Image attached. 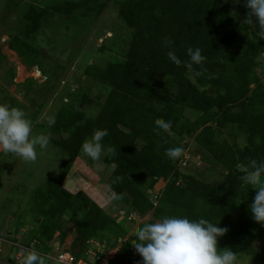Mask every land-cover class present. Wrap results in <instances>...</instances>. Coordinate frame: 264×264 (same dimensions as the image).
<instances>
[{"label": "trees", "instance_id": "trees-1", "mask_svg": "<svg viewBox=\"0 0 264 264\" xmlns=\"http://www.w3.org/2000/svg\"><path fill=\"white\" fill-rule=\"evenodd\" d=\"M117 5L116 31L124 34L125 49L118 59L86 66L87 79L100 89L95 96L76 92L62 103L53 117L55 123L46 127L49 140L75 158L94 129H107L102 144L111 151L104 152V161L115 167L106 183L120 195L123 211L142 216L152 211L155 219L204 218L228 229L218 237V247L231 248L237 262L249 256L254 264H264V246H257L264 226L251 219L248 207L256 190L241 180L249 161H264V79L257 69L264 60V39L257 35L255 17L248 15L244 0H118ZM22 12L11 45L24 47L18 52L26 65L36 64L48 76L55 75L58 67L46 65L49 55L37 43V32L54 15L32 4ZM165 39L173 47H165ZM188 47L200 48L205 57L191 71L184 66L189 62ZM169 51H175L180 65L169 62ZM4 58L0 49V64ZM15 76L14 66L3 71L0 65V103L22 109L34 121L55 84L50 78L40 83L32 77L19 83L27 105L7 88ZM157 120L171 121L170 129H157ZM191 137L190 157L207 155L224 170L221 179L205 178L198 169L195 174L179 169L187 144L182 141ZM170 147H180L181 155L167 158L165 150ZM71 165L66 164L60 178L32 190L34 225L27 244L35 242L47 250L56 232L64 241L70 229L67 219L78 233L72 249L83 243V252L92 239L111 247L121 237L125 239L121 253L108 264H142L132 246L142 225L129 234L127 222L115 218L85 191L64 187L63 177ZM159 178L166 185L153 198L143 186L151 189ZM11 264L17 263L12 259Z\"/></svg>", "mask_w": 264, "mask_h": 264}, {"label": "rangeland", "instance_id": "rangeland-1", "mask_svg": "<svg viewBox=\"0 0 264 264\" xmlns=\"http://www.w3.org/2000/svg\"><path fill=\"white\" fill-rule=\"evenodd\" d=\"M117 1L0 0V49L5 55L0 65L3 71L7 66L16 68L14 83L7 86L8 90L29 105L27 97L20 91L19 83L32 77L40 83L50 78L55 84L36 120L32 121L30 116L25 113L31 121L32 137L41 134L47 135L48 120L53 118L62 103L71 100L70 98L76 92H88L95 96L97 90L100 89L99 84L96 85L87 79L84 70L90 63L104 65L108 60L118 59L119 54L125 49L124 34L116 31L118 29ZM29 4L46 9L54 15L53 20L50 23H45L37 32V43L42 47L43 52L49 55L46 65L58 67L55 75L48 76L36 64L26 65L21 57L22 54L18 52L20 50L24 52V47L20 45L17 48L11 45L12 38L18 32L21 24V13ZM101 46L109 51L103 52L100 49ZM263 68L264 60L257 67L264 79ZM97 109L98 104L94 106L93 110ZM182 142L187 143L184 151L185 158L178 165L182 172L195 174V170L198 169L205 178H222L224 170L219 164L209 160L207 155L195 154L190 157L188 149L190 147L193 149L192 137L185 138ZM36 151L37 159L34 162H27L14 153H5L0 150V223L7 220L4 224H7L6 234H12L11 241L13 242L14 239V242L25 245L28 247L27 251L34 249L45 258V264H64L54 258L57 255L55 244L61 240L58 237L59 232H56L55 237L48 242L47 250L41 245L36 246L35 242L27 244L29 230L34 225L30 208L35 205L30 200L31 192L37 186L44 185L48 179L60 178L69 162L72 165L63 177V186L71 192L85 191L101 207L107 209L119 220H121L120 215L124 212L125 219L130 222L126 227L129 234L136 232L138 225H143L151 219L157 220L153 217L152 211L143 216L139 212L132 215L127 210L123 211L119 200L107 199L109 191L112 190L106 180L115 165H108L104 161V152L96 161L90 160L82 152L72 158L57 148L50 140L46 149L41 150L37 146ZM165 185L166 181L159 178L153 188L150 189L144 185L143 189L153 197L158 192L161 193ZM64 221L70 229L65 240L61 241L59 246L61 249L68 250L72 249L78 233L73 221H67V219ZM2 237L0 235V264H11L10 254L16 245L4 242ZM257 246H264V235L258 239ZM116 251L121 253V247L119 249V246H116L112 253ZM16 256L17 252L14 257L15 261H17ZM237 263L254 264L249 256L239 259Z\"/></svg>", "mask_w": 264, "mask_h": 264}, {"label": "clouds", "instance_id": "clouds-1", "mask_svg": "<svg viewBox=\"0 0 264 264\" xmlns=\"http://www.w3.org/2000/svg\"><path fill=\"white\" fill-rule=\"evenodd\" d=\"M235 2L239 3V0ZM244 7L248 9V15L255 17L259 28L257 35L260 39H264V0H244ZM164 46L173 47L167 39L164 40ZM186 54L189 62L184 66L189 71L192 70L193 65H200L205 60L198 47L195 49L188 47ZM167 58L174 65L181 64L175 51H169ZM54 123V118L48 120L49 127ZM155 126L167 132L171 127V121L157 120ZM31 133V121L22 109L0 103V150L14 153L27 162H34L37 159V146L41 150L46 149L49 137L44 134L32 137ZM107 135V129H94L91 136L82 142L80 151L92 161L99 160L102 152L111 151V148H105L102 144ZM181 153L180 147H170L165 150V156L169 159H176ZM262 177H264V161L257 163L256 160H251L244 169L241 180L249 188L256 190L248 207L251 219L264 226V178ZM107 199L118 200L120 195L109 191ZM120 221L130 224L123 218ZM227 231L226 227H219L218 224L204 218L189 219L187 216L163 215L157 220L143 223L136 232V240L132 246L135 253L142 258V264H237L236 253L231 248L218 247V237L223 236ZM11 238L4 239L11 241ZM13 244L15 245L16 242ZM20 264H45V258L36 251L29 250L23 255Z\"/></svg>", "mask_w": 264, "mask_h": 264}, {"label": "built area", "instance_id": "built-area-1", "mask_svg": "<svg viewBox=\"0 0 264 264\" xmlns=\"http://www.w3.org/2000/svg\"><path fill=\"white\" fill-rule=\"evenodd\" d=\"M159 194V192H158ZM154 195L153 198H156L157 195ZM137 212L133 211L130 214L135 215ZM129 214V216H130ZM121 219H125L126 216L124 215V212L122 213V215H120ZM123 241V239L120 237L118 238V242L116 245L114 246H108L106 241H99L96 239H92L89 240V246L84 249V251L82 252V249L80 251V256H76L75 254L78 253H74L73 249H61L59 244L61 243V241L57 242L56 248H57V255L54 257L55 259H57L59 262L64 263V264H108L110 260L116 258L118 256V254L120 255V251H116L115 253H112L114 251V249L116 248V246H119V249L121 247V242ZM16 252H17V264H20L22 258H23V254L26 253L27 248L25 245L23 244H18L16 243ZM61 249V250H60ZM34 251V249H32Z\"/></svg>", "mask_w": 264, "mask_h": 264}, {"label": "water", "instance_id": "water-1", "mask_svg": "<svg viewBox=\"0 0 264 264\" xmlns=\"http://www.w3.org/2000/svg\"><path fill=\"white\" fill-rule=\"evenodd\" d=\"M16 231H18V229H16ZM0 235L3 237H12L11 233L6 234V223L3 225L2 229H0ZM82 245L83 243H80L78 245H76V247L74 248V253H80L81 249H82ZM16 254V247H14L12 249V253L10 254V260H12L15 257Z\"/></svg>", "mask_w": 264, "mask_h": 264}, {"label": "crops", "instance_id": "crops-1", "mask_svg": "<svg viewBox=\"0 0 264 264\" xmlns=\"http://www.w3.org/2000/svg\"><path fill=\"white\" fill-rule=\"evenodd\" d=\"M6 226H7V224H6ZM12 239V238H11ZM2 240L4 241V242H6V243H9L10 245L11 244H13V242L12 241H10V239H4V238H2ZM10 247V246H9ZM11 250V249H10Z\"/></svg>", "mask_w": 264, "mask_h": 264}]
</instances>
